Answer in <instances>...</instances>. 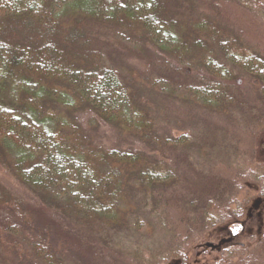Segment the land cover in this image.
<instances>
[{"label":"trees","instance_id":"16d2710c","mask_svg":"<svg viewBox=\"0 0 264 264\" xmlns=\"http://www.w3.org/2000/svg\"><path fill=\"white\" fill-rule=\"evenodd\" d=\"M174 1L0 0V150L17 180L38 193L39 209L53 207L108 235L129 234L140 225L131 205L138 192L144 210L151 212L153 204L166 212L168 185L175 187L181 177L177 168L137 148L107 149L94 139L103 121L154 150L170 144L169 138L157 141L148 86L162 93L160 86L175 75L171 99L198 112L229 110L236 106L234 81L244 72L258 79L264 100V54L247 45L244 30L227 29L209 16L190 26L172 16ZM224 2L215 0L210 9L218 13ZM233 2L248 18L264 21V0ZM91 24L137 46L153 44L176 66L157 63L154 72L165 67L160 74L166 80L139 79L135 72L124 79L96 46ZM6 194L0 186V247L22 250L15 235L35 226V216L23 199ZM203 214L205 228L212 227L213 218ZM47 235L38 229L30 248L45 264H63ZM183 253L177 247L162 260L188 264ZM92 259L107 264L98 255ZM144 260L133 262L153 264Z\"/></svg>","mask_w":264,"mask_h":264},{"label":"rangeland","instance_id":"374dc122","mask_svg":"<svg viewBox=\"0 0 264 264\" xmlns=\"http://www.w3.org/2000/svg\"><path fill=\"white\" fill-rule=\"evenodd\" d=\"M214 1H174L172 16L190 22V26L208 16L227 29L237 26L244 30L247 45L258 47L264 54V21L248 18L233 0L217 4L215 13L210 9ZM253 24L257 27L252 28ZM89 28L98 49L124 79H133L135 72L139 79L146 76L166 80L160 74L165 68L162 64L161 76L156 75L157 63L166 61L176 66L173 58L153 44L137 46L109 29L92 24ZM238 74L234 81L236 106L229 110L198 112L171 99L169 95L178 79L175 75L173 84L166 80L160 86L162 93L156 94L148 86L145 96L152 103L149 114L155 120L157 141H171L159 149L100 122L94 139L102 141L104 148H137L173 165L181 175L175 187L167 186L171 190L163 200L169 206L166 212L161 205L156 208L153 204L149 206L151 212H147L143 209V195L138 192L131 196L133 212L141 221L129 234L100 233L61 217L53 207L39 209L38 193L17 180L0 150L1 190L7 193V199H23L36 224L16 233L22 250L0 247V264H45L30 248L36 244L40 228L48 230L50 246L63 264H98L92 259L94 255L107 264H134L138 258L167 264L162 258L177 247L184 250L182 257L188 264H264V100L259 94L258 79L244 72ZM88 119L83 116L84 125ZM203 213L213 218L212 227L205 228L209 222ZM43 250L47 251L46 247Z\"/></svg>","mask_w":264,"mask_h":264}]
</instances>
